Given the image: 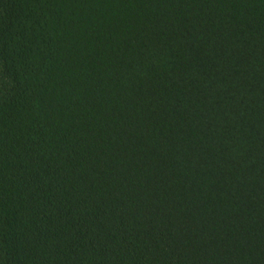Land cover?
Masks as SVG:
<instances>
[{
    "label": "trees",
    "instance_id": "16d2710c",
    "mask_svg": "<svg viewBox=\"0 0 264 264\" xmlns=\"http://www.w3.org/2000/svg\"><path fill=\"white\" fill-rule=\"evenodd\" d=\"M0 264H264V0H0Z\"/></svg>",
    "mask_w": 264,
    "mask_h": 264
}]
</instances>
